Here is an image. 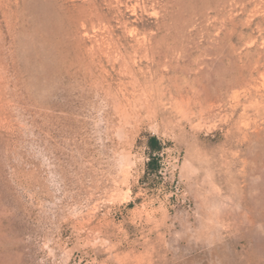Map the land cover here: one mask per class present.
Segmentation results:
<instances>
[{"label": "rangeland", "instance_id": "1", "mask_svg": "<svg viewBox=\"0 0 264 264\" xmlns=\"http://www.w3.org/2000/svg\"><path fill=\"white\" fill-rule=\"evenodd\" d=\"M0 264H264V0H0Z\"/></svg>", "mask_w": 264, "mask_h": 264}, {"label": "trees", "instance_id": "2", "mask_svg": "<svg viewBox=\"0 0 264 264\" xmlns=\"http://www.w3.org/2000/svg\"><path fill=\"white\" fill-rule=\"evenodd\" d=\"M146 147L148 161L145 176L141 182L151 194L156 193L162 185L168 186L164 183L163 175L165 150L168 145L156 135L148 134L146 135Z\"/></svg>", "mask_w": 264, "mask_h": 264}]
</instances>
